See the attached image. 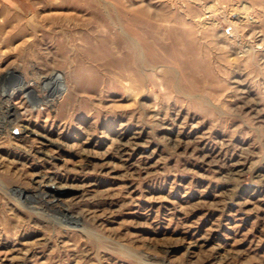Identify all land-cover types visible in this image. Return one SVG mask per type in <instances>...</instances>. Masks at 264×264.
Returning a JSON list of instances; mask_svg holds the SVG:
<instances>
[{
	"label": "rangeland",
	"instance_id": "1",
	"mask_svg": "<svg viewBox=\"0 0 264 264\" xmlns=\"http://www.w3.org/2000/svg\"><path fill=\"white\" fill-rule=\"evenodd\" d=\"M7 93L0 264H264V0H0Z\"/></svg>",
	"mask_w": 264,
	"mask_h": 264
},
{
	"label": "bare ground",
	"instance_id": "2",
	"mask_svg": "<svg viewBox=\"0 0 264 264\" xmlns=\"http://www.w3.org/2000/svg\"><path fill=\"white\" fill-rule=\"evenodd\" d=\"M55 75V74H53ZM60 76V75H59ZM53 78V77H52ZM57 78V77H56ZM59 82V81H58ZM28 87H30V85H28ZM46 92L50 93L52 92L53 90V86H47L45 88ZM5 93V92H4ZM45 94V93H44ZM8 97H6L5 99H2L0 101V103L6 108L5 110V123L6 122H12L11 118H13L15 115H16V111L15 109L12 108V106L9 103L10 101V98H12V94L10 93H7ZM135 98V97H134ZM4 124L3 125H0V132L1 133H5V128H4ZM16 130H17V134L19 133L18 136H23V137H26V138H29V139H33L35 136L39 139H41V144H42V147L41 149L38 151V153H40L41 155L40 158L44 161H51V160H54L56 159V157L53 155V151H52V148L54 146H58L57 142L55 140H53L52 138H50L48 135H43V134H39L37 132H35L32 128H30L28 125H20L18 127H16ZM124 135V134H123ZM121 134H119L120 136V139L121 137L123 136ZM129 137V136H128ZM123 138V137H122ZM128 139V138H127ZM130 139L132 140V144L134 145H137L136 143V140H137V135L136 133H132L130 135ZM125 142V141H124ZM140 146V145H139ZM124 147H126V145L124 144ZM133 147V146H132ZM124 150V149H123ZM84 152V151H83ZM82 152V153H83ZM84 155V154H83ZM33 181V180H32ZM255 181V180H254ZM35 183H38L43 191L48 194L50 196V199L48 203L52 204L53 206L55 205V207H64L63 205H57V202H59V199L56 197L60 194V191L62 190H65L67 189L68 187L62 183H60L59 181L55 180L54 178H52L51 176L46 178V180H44L42 183H39L38 180H35ZM259 185V184H257ZM257 187V186H256ZM253 193V192H252ZM44 195V194H43ZM255 195V194H254ZM28 197V196H27ZM40 197V196H39ZM57 198V199H56ZM25 201H28L31 203V201H29L28 199H24ZM227 200V199H226ZM237 201V200H236ZM258 202V201H257ZM212 204V203H211ZM33 207L34 209H37V210H43L44 208L40 205V206H37V205H33L31 206ZM215 207V206H214ZM37 211V213L39 212ZM41 212V211H40ZM76 219V217H75ZM66 220V219H65ZM72 220V219H71ZM72 222V221H70ZM74 222V221H73ZM78 222V221H77ZM207 240H203V242H205ZM241 244V243H240ZM197 244H192L190 246L191 247H194L196 246ZM9 264H15L13 263L11 260H9Z\"/></svg>",
	"mask_w": 264,
	"mask_h": 264
}]
</instances>
